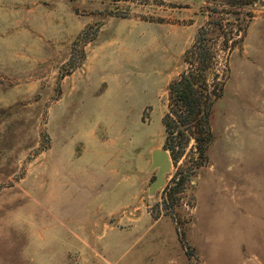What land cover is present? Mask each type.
I'll return each instance as SVG.
<instances>
[{
	"label": "rangeland",
	"instance_id": "1",
	"mask_svg": "<svg viewBox=\"0 0 264 264\" xmlns=\"http://www.w3.org/2000/svg\"><path fill=\"white\" fill-rule=\"evenodd\" d=\"M200 27L224 84L163 213L193 141L152 191L150 152ZM0 264H264V0H0Z\"/></svg>",
	"mask_w": 264,
	"mask_h": 264
},
{
	"label": "trees",
	"instance_id": "2",
	"mask_svg": "<svg viewBox=\"0 0 264 264\" xmlns=\"http://www.w3.org/2000/svg\"><path fill=\"white\" fill-rule=\"evenodd\" d=\"M217 28L224 32L221 23L217 24ZM82 35L80 33L73 43L89 40ZM215 41L216 38L208 36L206 28L197 29L192 43L183 52L184 68L167 85L166 109L160 118L163 128L161 148L167 151L172 165L176 166L179 158L186 153L189 140H192L190 150L195 153V158L176 166L169 182L163 186L160 202L154 204L155 207L161 204L163 213L169 211L171 214L170 208L180 198L190 176L206 160L205 151L210 140L208 116L224 84V79L218 76ZM232 42L227 44L223 39L221 49L229 50ZM80 52L82 56L83 51ZM75 65L71 64V67ZM159 214L157 211L151 216L156 219Z\"/></svg>",
	"mask_w": 264,
	"mask_h": 264
},
{
	"label": "water",
	"instance_id": "3",
	"mask_svg": "<svg viewBox=\"0 0 264 264\" xmlns=\"http://www.w3.org/2000/svg\"><path fill=\"white\" fill-rule=\"evenodd\" d=\"M151 166L157 167L155 178L149 184V191L159 187L163 183V175L167 171L170 161L169 155L164 149H153L150 152Z\"/></svg>",
	"mask_w": 264,
	"mask_h": 264
}]
</instances>
